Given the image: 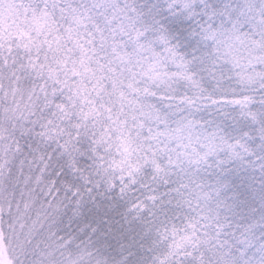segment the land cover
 Wrapping results in <instances>:
<instances>
[{
    "label": "snow or ice",
    "instance_id": "1",
    "mask_svg": "<svg viewBox=\"0 0 264 264\" xmlns=\"http://www.w3.org/2000/svg\"><path fill=\"white\" fill-rule=\"evenodd\" d=\"M0 264H264V0H0Z\"/></svg>",
    "mask_w": 264,
    "mask_h": 264
}]
</instances>
